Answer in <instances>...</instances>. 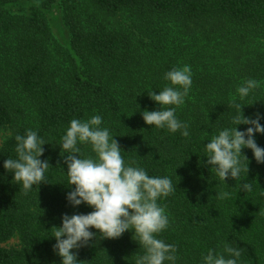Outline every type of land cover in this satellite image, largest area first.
I'll return each mask as SVG.
<instances>
[{"label":"trees","instance_id":"obj_1","mask_svg":"<svg viewBox=\"0 0 264 264\" xmlns=\"http://www.w3.org/2000/svg\"><path fill=\"white\" fill-rule=\"evenodd\" d=\"M56 8L68 33L65 47L54 48L57 57L49 49ZM0 46V131L11 129L0 148V245L19 240L17 249L0 246V264H61L52 227L62 226L64 214L93 209L67 200L75 186L60 144L72 119L95 115L126 164L176 186L158 200L169 227L157 237L175 245V264H203L209 249L222 252L226 243L240 248L238 264H264V163L245 148L248 173L224 182L205 151L214 135L235 127L233 100L246 117H264V0H0ZM184 65L192 84L175 115L188 124V137L142 118L160 109L148 93L170 86L165 73ZM248 79L259 87L241 99L237 88ZM28 130L45 141L39 158L50 166L46 183L25 194L3 165L18 158L15 136ZM255 141L264 148V134ZM77 146L82 157L95 156L91 145ZM244 182L252 191L239 190ZM220 192L230 196L217 199ZM90 231L96 236L74 251L84 264H135L144 255L131 230L117 239Z\"/></svg>","mask_w":264,"mask_h":264},{"label":"clouds","instance_id":"obj_2","mask_svg":"<svg viewBox=\"0 0 264 264\" xmlns=\"http://www.w3.org/2000/svg\"><path fill=\"white\" fill-rule=\"evenodd\" d=\"M164 79L170 82L156 94L149 92V98L160 105L159 110H144L142 118L146 125L188 137V124L179 121L175 115L176 108L185 102L190 90L191 68L188 65L174 67L165 73ZM259 87L254 79H248L237 88L241 99L247 97L251 90ZM174 106V107H169ZM231 107L236 109L232 118L235 127H227L214 135L205 145L207 165L222 180L231 177L236 180L242 171H249L241 157L248 161L242 150L251 149L257 163H264V148L257 145L255 134H264L260 114L255 119L243 114V106L233 100ZM102 117L92 116L86 121L72 119L66 134L62 137L61 152L67 165V176L70 186H75L67 195V200L73 206L86 204L93 211L87 214H64L62 226L54 229L56 243L53 250L61 257V264H84L77 260L72 249L86 246L98 230L104 239H117L128 230L133 231V238L145 250L138 256L135 264H164L165 261L175 264L177 259L175 245L167 244L157 238L169 227V217L165 207L158 204L162 197L172 194L176 186L169 177H150L138 166L125 163L121 155V147L108 128H102ZM249 125L245 131H239L237 126ZM15 151L17 159L8 158L4 168L14 173L13 180L22 184L27 194L33 185L45 182V172L50 164L41 160L45 141L36 131L28 130L25 135H16ZM78 144L91 145L95 156L82 157ZM65 154H67L65 156ZM132 164H135L133 161ZM239 190L252 191V184L244 182ZM217 199H226L228 192L217 193ZM241 256L239 247L226 243L222 252L209 249L203 256V264H238Z\"/></svg>","mask_w":264,"mask_h":264},{"label":"rangeland","instance_id":"obj_3","mask_svg":"<svg viewBox=\"0 0 264 264\" xmlns=\"http://www.w3.org/2000/svg\"><path fill=\"white\" fill-rule=\"evenodd\" d=\"M49 18H50L49 24H50V30H51V37H52L49 49L51 50L52 56L54 55L57 57L54 51L55 50L54 48L55 47L57 48L65 47V43L68 38V33H67V30L62 25L63 20H62V14L60 10H58L57 8L52 9L50 11ZM10 135H11V129L5 128L0 131V148L2 147L3 143L10 137ZM0 246L5 249H17L19 248L18 237L14 236L13 238L1 244ZM74 251L75 249H72L73 253ZM42 264H47V263L44 262Z\"/></svg>","mask_w":264,"mask_h":264}]
</instances>
